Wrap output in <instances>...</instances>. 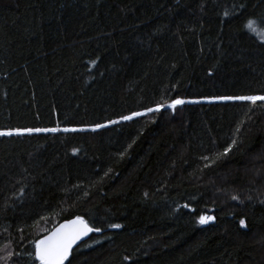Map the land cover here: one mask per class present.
<instances>
[{"label": "trees", "instance_id": "trees-1", "mask_svg": "<svg viewBox=\"0 0 264 264\" xmlns=\"http://www.w3.org/2000/svg\"><path fill=\"white\" fill-rule=\"evenodd\" d=\"M249 20L264 0H0V130L60 129L0 137L7 264L77 216L102 231L66 264H264V101L216 99L264 95Z\"/></svg>", "mask_w": 264, "mask_h": 264}, {"label": "snow or ice", "instance_id": "snow-or-ice-1", "mask_svg": "<svg viewBox=\"0 0 264 264\" xmlns=\"http://www.w3.org/2000/svg\"><path fill=\"white\" fill-rule=\"evenodd\" d=\"M227 15V13H225ZM247 30L255 35L261 43H264V28L257 25V21L249 20L246 24ZM216 99L223 101H246L251 105H256L258 101H264V95H248V96H225L218 97ZM188 103H198L199 101H187ZM186 101L182 99H175L170 104L157 103L156 107L147 109V112H159L165 106L173 110L177 106L185 104ZM264 106V105H262ZM146 113L135 112L132 115L122 117L123 120L129 121L134 117L145 115ZM115 123V121H113ZM97 127H104V125H97ZM95 130V129H93ZM239 130V129H237ZM60 131L59 128H16L9 130H0V137H13L31 135L33 133H55ZM63 131H76V129L65 128ZM233 145L236 141L233 140ZM231 148L225 149L224 155H226ZM207 159V158H206ZM233 199H237L233 196ZM214 217L201 216L199 222L206 224L213 220ZM241 226L246 227L245 222L242 220ZM113 228H119L121 225H111ZM102 231L99 227L90 226L89 223L82 217L77 216L75 219L69 220L65 223L59 224L53 227L43 235L41 238L32 241L34 252L31 254L32 258L38 262V264H66L69 261V257L73 254V248L79 241L83 240L92 232ZM4 255L0 256V260L6 262L11 261L15 253L9 250L7 247L0 249Z\"/></svg>", "mask_w": 264, "mask_h": 264}, {"label": "water", "instance_id": "water-1", "mask_svg": "<svg viewBox=\"0 0 264 264\" xmlns=\"http://www.w3.org/2000/svg\"><path fill=\"white\" fill-rule=\"evenodd\" d=\"M72 219H75V218H72ZM72 219L65 220V221H63L62 223H65V222H67V221H69V220H72ZM62 223H60V224H62ZM58 225H59V224H58ZM55 227H56V226H55ZM87 237H88V236H86L83 240L79 241L78 244L74 246L73 250H74L75 248H77L81 243H83V241H84Z\"/></svg>", "mask_w": 264, "mask_h": 264}, {"label": "rangeland", "instance_id": "rangeland-1", "mask_svg": "<svg viewBox=\"0 0 264 264\" xmlns=\"http://www.w3.org/2000/svg\"><path fill=\"white\" fill-rule=\"evenodd\" d=\"M209 217H212V216H209ZM199 220H200V219H199ZM213 220H214V219H213ZM213 220H211L210 222H208V223H206V224H201L199 221H198V222H199V224H200V225H207V224H210V223H212V222H213Z\"/></svg>", "mask_w": 264, "mask_h": 264}]
</instances>
